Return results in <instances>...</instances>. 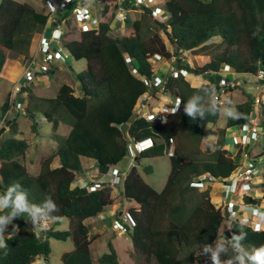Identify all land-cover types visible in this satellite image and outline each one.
Masks as SVG:
<instances>
[{
	"label": "trees",
	"instance_id": "trees-1",
	"mask_svg": "<svg viewBox=\"0 0 264 264\" xmlns=\"http://www.w3.org/2000/svg\"><path fill=\"white\" fill-rule=\"evenodd\" d=\"M118 0H105L99 12L98 30H74L64 48L76 61H86L84 71L76 74L79 90L68 84L60 87L54 97H43L28 88L24 111L36 128V115L42 113L53 124L54 139L62 123L71 125L69 134L41 161L38 174L30 172L25 158L30 144L21 134L17 118L10 125L9 134L0 140V195L9 186L18 185L13 197L23 192L30 205L43 207L51 198L57 208L48 214L49 222L66 217L69 229L65 231L43 228V221L34 225L27 214L14 217L8 227L16 233L5 236L6 248L0 249V264H35L37 257L48 258L52 252L50 238L66 241L71 238L74 249L62 255L60 264H120V256L112 242L109 252L97 259L92 257L94 237L86 223L108 207L119 203L111 196L110 188L90 191L75 185L78 174L84 172L83 159L96 161L99 173L106 174L128 155V142L153 138L154 146L137 156V161L166 155L170 139L175 141L174 155L169 157L171 170L162 191L149 185L135 164L127 172L123 197L135 219L129 228L134 250L141 256L138 264H213L222 230L224 249L221 264L232 261L238 250L232 238L243 235L239 241L245 250L264 246V228L255 229L239 219L231 220L222 207L215 204L211 189L193 200L200 176L207 174L213 181L229 177L240 165L243 145L236 144L237 152L225 148L227 131L248 121L253 113L255 98L248 97L235 106L226 127L214 144L202 148L206 126L216 124L222 106L210 102L218 88L217 73L229 65L237 74L256 75L264 69V0H163L167 17L159 18L150 8L126 18L124 34L112 35L113 7ZM49 15L30 3L18 0H0V79L11 57H28L34 36L44 31ZM79 31V32H77ZM162 32L170 41V49ZM220 36L229 46L204 65L192 66L181 56L195 52L212 37ZM175 59V69L162 74L163 85L155 84L156 68L153 59ZM133 67L136 72H133ZM200 75L207 82L194 86L180 70ZM144 79L149 81L147 84ZM231 88V87H230ZM160 89L176 96L179 110L169 114L166 123L157 117L137 112L139 99ZM233 90V88H231ZM195 100L200 111L189 115L187 104ZM7 100L0 106V116L8 109ZM264 124V102L260 105ZM128 123L126 132L123 124ZM192 192V193H190ZM192 198V199H191ZM247 203L257 205L260 199L245 197ZM6 209L5 211H9ZM211 251H205V248Z\"/></svg>",
	"mask_w": 264,
	"mask_h": 264
},
{
	"label": "built area",
	"instance_id": "built-area-1",
	"mask_svg": "<svg viewBox=\"0 0 264 264\" xmlns=\"http://www.w3.org/2000/svg\"><path fill=\"white\" fill-rule=\"evenodd\" d=\"M55 10H65L72 6V13L74 14L75 20L79 25L80 29L83 30H92L99 27V17L92 12V10L82 4L77 3L76 0H48ZM124 2V3H123ZM126 0H119V10H117L115 15V20L120 23H124L127 18V8H136L138 11H143L145 8H150L153 10V13L156 17H166V10L161 0H128L130 7H127ZM127 7V8H126ZM55 41L57 48L53 46L52 42ZM160 58V56H157ZM71 58L70 53L64 48L62 31L60 27H54L51 33L50 38H43L42 43L38 51L26 59L23 63L22 73L15 82L13 89L8 97L9 107L3 114L1 118V124L4 125L8 119L14 118L19 112H24V100H21L23 94H25V89L31 86V84L36 80L40 75L47 74L55 66L56 62L65 63ZM156 60L153 61L155 65ZM174 76H178L179 72L173 66L171 70ZM133 72H136V69L133 67ZM180 72L184 74L192 85H197V80L194 79V76L190 74L187 70L181 69ZM232 69L229 65H224L220 72L217 73V82L218 88L213 92L211 99L215 103L220 105L225 104V96L230 93V86L234 83L233 80L229 78L228 74L232 73ZM221 76V77H219ZM257 78L260 81L264 82V70L261 69L257 74ZM144 81L149 84V81L144 79ZM162 81L160 79L158 82H155L156 85ZM262 98L257 96L255 99L256 107L253 109V113L250 119L245 122L241 129V142L244 146L250 147L251 142H259L261 137H264V125L262 120L258 115V106L261 104ZM178 104V105H177ZM180 105V101L176 100V109ZM149 105L145 100H141L139 103V109L142 111V114L145 116H156L161 120L162 123H165L169 113H173L171 107L166 108L161 111L158 109H153L152 111H144V108H147ZM175 109V110H176ZM264 146V138L262 142ZM154 146V140L149 138H144L141 140H130L128 142V166L129 168L134 165L137 161V156L149 150ZM175 152V141L173 138L170 139V144L166 150V154L171 157ZM257 155V154H256ZM259 156V155H257ZM258 173L256 166V161L252 158L248 159L246 165L238 166L232 174L220 181V186L225 190L226 196L230 195L232 192H236L238 184L240 182H246L252 179V177ZM127 171L122 170L121 166L112 167L108 173L101 174V176L93 181L92 183L82 184L88 187L90 191H95L98 188H112L113 191L119 189V192H122L121 186L124 183L126 178ZM202 180V179H201ZM192 182V185L201 186L204 183L202 181ZM117 192V191H116ZM119 192H117L119 194ZM113 196V195H112ZM115 198V197H114ZM230 214L233 218H240L242 221H247V223H254V225H261V217L264 216V210L251 205L243 203L242 209L238 210L235 206H229ZM243 211L244 214H239ZM136 222L129 210H122V213L118 219L114 222V228L122 232H125L127 228H132L135 226Z\"/></svg>",
	"mask_w": 264,
	"mask_h": 264
},
{
	"label": "rangeland",
	"instance_id": "rangeland-1",
	"mask_svg": "<svg viewBox=\"0 0 264 264\" xmlns=\"http://www.w3.org/2000/svg\"><path fill=\"white\" fill-rule=\"evenodd\" d=\"M18 1L27 2V3L37 5L38 1H40V0H18ZM41 1H44V0H41ZM102 1H105V0H102ZM99 7L100 6L97 5V9H96L97 11H99ZM49 8H50V6H49ZM64 12L68 13V15H70V12L68 11V9H65V10H57L55 16L59 15V16L63 17ZM130 13H129L130 15H137V13L135 11L134 12L131 11ZM69 17H72V16H69ZM72 23H73V27L75 28V23L73 21H72ZM77 32H79V31H77ZM123 32H124V30H121L117 27L116 29H114L112 31V35L123 34ZM162 34H163V37L166 40L167 44L169 45L170 49L173 51V47H172L170 41L168 40L167 36L163 32H162ZM64 36H67V34L65 33ZM228 48H229V46L226 44V42L224 40H222V38L220 36H215V37H212L210 40H208L203 45H201L198 49H196L195 52H190V51L183 52V53H181L182 54L181 56L185 57V61H187L186 56L187 55L190 56V58H192L193 61H196V63L194 62V64H192V63L191 64L193 66H195V65L199 66V65H204L210 59L216 57L218 54H220L222 51H224ZM175 64H176V61L174 58H172L171 60H166V59L157 60L155 62V67H157V69H156L157 74H156L155 82H158L160 79H162L161 78L162 74L172 70L173 65H175ZM71 65L74 67L77 65V63L75 62V60L73 58L68 60V62L66 64V70ZM235 76H237L236 82H238V84H239V86L237 87V91L233 93L234 95L232 93H230L225 97V104L222 105V111H221L220 119L216 124H208V126L206 128V132H205V138L212 137L213 134H215L216 137H219L222 130L226 127V123L228 121V118L230 117L228 115V112L229 111L234 112V108L236 106L235 105L236 103H234V102H240L243 98H245V96L247 98L248 97L255 98V96L258 94L259 87L263 85V82H261L259 84V82H258V80L254 74H244L243 73V74H238ZM219 77H221V76H219ZM244 79H246L250 82V84L253 86L252 89L245 86V84L243 82ZM11 85L12 84L8 80H5L4 78L1 79V81H0V106L7 100V93L9 90L12 89ZM243 91H244V93H243ZM41 95L42 96H50V97L55 96L56 90L49 89V90H46V92H42ZM259 96L264 97L263 95H261V93H259ZM155 97H156L155 98L156 100H149L147 98V100L149 102V106H150L149 108L151 110L153 108H155V109L163 111L169 105L173 106V104H175L174 99L176 96L172 95L171 93H166L163 89H160L156 93ZM21 100H25V98L22 96ZM172 100H173V102H172ZM210 102H213V100L210 99ZM40 114H42V113H40ZM140 115H141V110H140ZM43 116L44 115L42 114V117ZM21 123H25L24 119H21ZM25 124L28 125V123H25ZM27 125L23 126L24 134L27 136L29 141L30 140L33 141L32 139L35 138V136L31 133V129ZM44 126H45L44 129L49 128L48 131H49L50 135H52V137L54 138V135L56 133L54 132L53 124L51 122H49V123L47 122L44 124ZM70 128H71L70 124L62 123V126L60 128L61 130L58 133L61 136H63L64 138H61L57 143H60L61 141H63L65 139ZM236 131L238 134L234 135V137H239L240 130L238 127H232L230 129H228L227 135L230 134L233 136V132H236ZM5 135H7V134H5ZM205 145H206V142L203 143L204 148L206 147ZM260 147H261V142L253 141V142H251V146L249 148V151L252 152V151H254V149H259ZM262 150L264 151V148H262ZM36 152H38V151H35L33 149L27 153L26 163L28 165H31L30 158H35V162H38L43 156H45L51 152V148L40 150L38 152V154L34 155ZM36 156H37V158H36ZM263 160H264V158H263ZM85 164L87 165V162H85ZM85 164H84V167H85ZM135 164L137 165L140 174L142 175L144 180L149 185H151L158 192L163 190V188L165 187V184L167 182L168 175H169L170 170H171V161L167 155L158 156L155 158H144L140 161H136ZM258 167H259V171H260V169L262 171V167H264V162H261V163L259 162ZM35 168H36V166H35ZM94 169H96L95 165H93L92 163L89 162L87 170L84 169V172L78 174V179H79V177H82V176H85V177L88 176V178H87L88 181L97 180L96 178L90 177V175H94L95 171L92 172ZM29 170H30V172H32L34 174L37 173L34 171V168L29 169ZM89 170H91V171H89ZM258 174L259 173H257L256 176ZM262 175L264 177V172L262 173ZM200 177L202 179L206 180V179H208L209 175L204 174ZM76 182H78V180ZM246 182L248 183L249 181H246ZM206 185L207 184L204 183L202 186H197L198 188L195 189L194 193L190 192L193 194V197H192L193 200L199 199L201 197V193L206 191L207 188L210 189L211 185L209 187ZM110 189L112 190V188H110ZM116 191L119 192V189H116ZM116 191L112 190L111 193H112L113 197L118 199V201L121 203V207L118 205L117 211L119 210V208L121 210H124V209L128 210L129 209L128 208L129 202L124 199L122 192L121 193L119 192V194H118ZM249 192H250L249 194L252 197H256V192L254 190H251ZM120 203H118V204H120ZM217 205H219V207H220L221 202H220V204L218 203ZM110 208L114 212L115 208L111 207V206H110ZM111 213H112V211L109 212V214H111ZM96 220H99V222L103 221L104 223H106L108 225V227L105 228V230L102 232L100 231L101 230L100 226H98L97 228H94L95 226L99 225V224L95 225ZM113 222H114V217H111V216H108V217L106 216V218H104V219H101L98 216L97 217H91L88 219L87 224H88L89 229H90V234L92 237L96 238V239H94L93 244L91 246V248H93V252L95 254L109 252L110 250H109L108 243L112 242L114 247L116 248V250L119 253L120 264H138L141 260V256L138 253H136L135 250L133 249L134 247H133L132 241L129 237V230L126 232H122L120 230L116 231L115 228L113 227ZM50 224H51V226L49 228L53 227L55 230L65 231V230L69 229V220L66 217L60 218L56 223L51 222ZM254 227L257 228L256 226H254ZM45 228H47V227H45ZM228 228H229V225L226 224L222 230V235L218 240V244L221 241H223V243L225 242L224 235L227 233ZM9 233L14 234V233H16V230H11ZM49 241L51 243L52 252L48 257V260L51 261V264H60V262H61L60 256L64 252H69V251L74 249V242L71 238L67 239L66 241L58 240L55 238H50ZM224 264H228V263L225 262Z\"/></svg>",
	"mask_w": 264,
	"mask_h": 264
},
{
	"label": "crops",
	"instance_id": "crops-1",
	"mask_svg": "<svg viewBox=\"0 0 264 264\" xmlns=\"http://www.w3.org/2000/svg\"><path fill=\"white\" fill-rule=\"evenodd\" d=\"M76 2H78V3L82 2L84 5L89 6L90 8H92L95 11L97 9V5L100 6L103 1L102 0H76ZM32 5L35 6V8L38 9L39 11H42V12L48 14L49 19H48V23L46 25L45 30L41 33H37L34 36L33 43H32V46L29 50L28 57L33 56L38 51L40 44L42 43L43 38L50 35L52 27H57V26L61 27L64 40H69L71 38L72 32L74 30H78V26L76 24H75V28L73 27L72 21L74 22V19H73V14H72L71 9L68 10L70 12V15H68V13L64 12L63 17H62L59 15L55 16L57 10H55L53 8L52 4L48 0H44V1L40 0V1H38L37 5H35V4H32ZM49 6H50V8H49ZM69 16H72V17H69ZM66 17L68 18V25H66V19H65ZM65 33L67 34V36H64ZM55 46L57 47V44H55ZM24 59L25 58L23 56L11 57L8 60V64L6 66L5 71L2 74L1 79L4 78L5 80H8L12 84L11 86H13L14 82L21 75L22 61ZM186 59L189 63H192V64H194V62L196 63V61H193V59L190 58V56H188V55L186 56ZM85 62L84 61H78V62H76L77 65L75 67L71 65L70 67H68L69 69L67 68V70H66V64L67 63L62 64L60 62H57L56 66L52 72H50L49 74H46V75L39 76L36 79L34 84L31 86V88L33 89V93L38 95V96H42L41 95L42 92H46V90H49V89H54V90H56V94H57L60 87L64 84L71 85L73 87H76L79 90V84L80 83L76 79V74H78V73H80L86 69L87 62L86 63ZM235 75H238V74H236L235 72L228 74L229 78L233 80L232 82L234 84H237V86L234 87V90L231 92L232 94L237 91V87L239 86L238 82H236L237 76H235ZM1 79H0V81H1ZM196 79L199 81V83H201V80L204 81V79L202 77H199V76ZM243 82H244L245 86L249 87L250 89L253 88V86L250 84V82L248 80L244 79ZM9 91H8V93H9ZM8 93H7V97H8ZM243 93H244V91H243ZM259 93H261V95L264 96V85L259 87L258 94L256 96H258ZM43 97H50V96H43ZM51 97H54V96H51ZM149 97H151V96H149ZM148 99L149 100H156L155 98H148ZM263 99H264V97H263ZM246 100H247V97L245 96V98H243L240 102H234V103H236L235 105H237L239 103H243ZM21 119H24V122L28 123V125L25 123H21ZM17 120H18L20 130H21V134H18L17 137L18 138H25L30 144V147H29V150L27 151V153L33 149L35 151L39 152L40 150L48 149V148L49 149L51 148V152H52L58 146L57 141L52 137V135H50V133L48 131L49 128L44 129V127H45L44 124L47 122L49 123V121L47 120V118L45 116L42 117V114L38 113L36 115V124L37 125H36L35 129L32 126L33 121L28 116H26L25 114H19L17 117ZM24 125H27L30 127L31 133L35 136V138L32 139L33 141H31V140L29 141L27 136L24 134V130H23ZM61 126H62V124L60 125V128H61ZM207 126H206V128H207ZM60 128H59V131L61 130ZM70 129H69V132H70ZM69 132H68V134H69ZM8 133H9V130L6 131V134H8ZM236 134H238L237 131L233 132V136L228 134L227 139H226V143H225V148L234 152V153L237 152L236 144H237V138L238 137H234V135H236ZM217 139H218V137H216L215 134H213L212 137H207V138L204 137L203 143L206 142V145L207 144L212 145L217 141ZM203 143H202V147H203ZM244 149H245V151H244V154L242 155V158H241L242 161L240 163H242V166H243V165H246V163L248 162V159H250V158H252L253 160H257L256 166H257L259 174L257 176L255 175L248 183L242 182L239 185L238 194L232 195V197H230V198H226L225 192L220 187V183L218 181L204 180L203 179L204 180L203 182L205 184H207L206 186L209 187L211 185L210 186L211 196L213 197L215 204H218V203L220 204V202H221L220 207H222V209H226L227 204H231L233 206H238V208H240L241 205L246 202V200H245L246 196L252 197L249 194L250 193L249 191H251V190H254L256 192V197H252L254 199H260L264 195V177L262 175V173L264 172V167H262V171H261V169L259 171V167H258L259 162L260 163L264 162V160H263L264 154L260 155L259 158H255V157H257L255 155L257 153L261 152V148L254 149V151H252V152L249 151L248 146L244 147ZM38 152H36L34 155L38 154ZM51 152L48 153L47 155L43 156L38 162H35V158H30L31 165H28L26 163L27 153L25 155V158L24 159L22 158L21 161H23L26 164L28 169L34 168V171L37 172L36 174H38L41 171V161L46 156L51 154ZM36 158H37V156H36ZM85 162H87V165L85 164ZM89 162L92 163L93 165H95V168H96L92 171V172L95 171L94 175H90V177L98 179L100 174H99V170H98L96 161L88 159V158H84L83 159V163L85 164L84 169L87 170ZM35 166H36V168H35ZM89 171H91V170H89ZM87 178H88V176L79 177V179H77L79 183L76 182L75 185L76 184L82 185V184H85L87 182H92V181H88ZM118 205L121 207V203ZM118 205L112 206L115 208L114 212L109 207V208H107V210L105 212L99 214L98 217L101 219H104V218H106V216L107 217L111 216V217H114V220L117 219L118 216L121 215V209L119 208V210L117 211ZM217 206H219V205H217ZM256 206L264 208V202L261 201ZM111 211H112V213L109 214V212H111ZM50 223H49V221L44 220L43 221V228L44 229L49 228L51 226ZM86 223H88V219H87ZM96 224H99V225L95 226L94 228H97L98 226H100L101 232L104 231L105 228L108 227V225L106 223H104L103 221L99 222V220H96L95 225ZM45 227H47V228H45ZM263 228H264V220L262 223V229ZM115 230L117 231V229H115ZM91 252H92V257L95 259H97L98 257H100L103 254V253L95 254L93 252V248H91ZM64 253H66V252H64ZM62 255L60 256V260L62 258ZM35 264H51V261H49L48 258H46V257H37Z\"/></svg>",
	"mask_w": 264,
	"mask_h": 264
},
{
	"label": "clouds",
	"instance_id": "clouds-1",
	"mask_svg": "<svg viewBox=\"0 0 264 264\" xmlns=\"http://www.w3.org/2000/svg\"><path fill=\"white\" fill-rule=\"evenodd\" d=\"M127 2H126V5H127V7H130V3L128 2V0H126ZM162 1V3L164 4V1L163 0H161ZM78 2H76V4H77ZM79 3H82V2H79ZM124 3V2H123ZM83 4V3H82ZM104 4H105V1H103L102 2V4L100 5V7H99V11H94L92 8H90L89 6V8L92 10V12L94 13V14H96L98 17H99V12H100V10L103 8V6H104ZM119 4V0L117 1V3H116V5L113 7V9H112V12H114V18H113V21H112V23H111V26H112V30H114V29H116L117 27L119 28V29H121V30H126L125 28H126V23L124 22V23H120V22H118L117 20H115V15H116V12H117V10H119V7H120V5H118ZM87 6V5H86ZM126 7V8H127ZM69 9H71V11H72V6H70V8H68V10ZM127 10V16H128V13H130L131 11L132 12H141V11H138V10H136V8L134 7V8H127L126 9ZM165 10H166V8H165ZM166 12H167V10H166ZM73 14V13H72ZM167 15V14H166ZM159 18H160V16H158ZM167 17V16H166ZM165 17V18H166ZM161 18H164V17H161ZM164 18V19H165ZM66 19V25H68V18L66 17L65 18ZM73 19H74V22H75V24L78 26V30L80 29V27H79V25L77 24V22H76V20H75V17H74V14H73ZM126 21V20H125ZM48 23V22H47ZM100 24V23H99ZM46 28V27H45ZM53 28L54 27H52L51 28V32H50V35L49 36H47V38H50L51 37V33H52V30H53ZM61 28V27H60ZM99 29V27L97 28V29H92V30H98ZM45 30V29H44ZM61 31H62V29H61ZM90 31V30H89ZM125 33V32H124ZM123 33V34H124ZM46 38V37H45ZM62 38H63V41H65L64 40V37H63V35H62ZM52 44H53V46H55V41H53L52 42ZM56 47V46H55ZM57 48V47H56ZM31 57V56H30ZM30 57H27V58H25L23 61H22V67H23V63H24V61L26 60V59H28V58H30ZM72 58V57H71ZM70 58V59H71ZM160 59H162L161 57L160 58H155V59H153L152 61H154V60H160ZM68 62V61H67ZM67 62H65V63H67ZM188 62V61H187ZM57 63V62H56ZM56 63H55V66H56ZM61 63V62H60ZM65 63H62V64H65ZM154 65V64H153ZM55 66H54V68H55ZM155 66V65H154ZM174 66V65H173ZM193 66V65H192ZM224 66V65H223ZM54 68L52 69V70H50V72H52L53 70H54ZM156 69H157V67H155ZM23 69V68H22ZM232 69V68H231ZM264 70V69H263ZM171 71V70H170ZM233 71V70H232ZM50 72H48L47 74H49ZM233 72H235V71H233ZM232 72V73H233ZM22 73V72H21ZM190 73V72H189ZM236 73V72H235ZM259 73V72H258ZM257 73V74H258ZM190 74H192V73H190ZM231 74V73H230ZM237 74V73H236ZM257 74L255 75L256 76V78H257ZM44 75H46V74H44ZM184 75V74H183ZM193 76H194V79L195 80H197L196 78H198V76L199 77H202V76H200V75H195V74H192ZM40 76H42V75H40ZM185 76V75H184ZM39 77V76H38ZM37 77V78H38ZM186 77V76H185ZM19 78V77H18ZM36 78V79H37ZM162 78V77H161ZM203 78V77H202ZM204 79V78H203ZM201 80V79H200ZM257 80H258V78H257ZM17 81V80H16ZM15 81V82H16ZM36 81V80H35ZM34 81V82H35ZM15 82H14V84H15ZM34 82L31 84V86L34 84ZM197 82H198V80H197ZM205 82H207V80L206 79H204V81H202L201 80V83H199L198 82V86H201L203 83H205ZM258 82H259V84L261 83V82H263V81H260V80H258ZM14 84H13V86H14ZM163 85V78H162V81L159 83V87H161ZM263 85H264V82H263ZM13 86H12V89H13ZM31 86H29L28 88H30ZM194 86H197V85H194ZM237 86V84H233L232 86H230L231 88H233V90H234V87H236ZM28 88H26L25 89V94H23L22 96L25 98V100H24V106L26 105V103L25 102H27V97H28ZM230 88V93H231V91H233L232 89ZM12 89L9 91V93H8V97H9V94L11 93V91H12ZM229 93V94H230ZM155 95L156 94H150V93H147V94H145L144 96H142L140 99H139V101H138V103H137V113H138V116H139V114H140V110H139V103H140V101L141 100H147V98H156L155 97ZM149 96H151V97H149ZM259 96V95H258ZM8 97H7V102H8ZM226 97V96H225ZM257 97V96H256ZM256 97H255V99H256ZM259 97H261V96H259ZM262 98V102H264V99H263V97H261ZM211 99V98H210ZM175 101V104H173V106H171V105H169L168 107H171L172 109H173V111H175V112H177L178 110H179V107H180V105H181V102H180V105L177 107V109H176V100H179L178 98H176L175 97V99H174ZM180 101V100H179ZM210 101V100H209ZM147 102V104L149 105V102H148V100L146 101ZM172 102H173V100H172ZM214 102V101H213ZM212 102V103H213ZM261 102V103H262ZM215 103V102H214ZM178 105V104H177ZM260 105L261 104H259V106H258V115H259V117H260V119L262 120V116H261V113H260ZM222 106V105H221ZM150 106H148L147 108H144L143 110L144 111H152L153 109H155V108H153L152 110L149 108ZM167 107V108H168ZM256 107V104H255V101H254V108ZM176 109V110H175ZM165 111H167V110H165ZM185 111L189 114V115H194L196 112H198V111H200V109L197 107V105H196V103H195V100H192V101H190L188 104H187V106H186V109H185ZM175 112H173V113H175ZM5 113V112H4ZM19 114H25V111L24 112H19L14 118H17L18 117V115ZM169 114H172V113H169ZM169 114H168V116H169ZM141 115L142 116H145V115H143L142 114V111H141ZM228 115L229 116H233V117H236V116H238L239 114L238 113H235V112H233V111H229L228 112ZM2 116H3V114L0 116V129L3 127V126H5L6 124H7V122L9 121V120H13L14 118H10V119H8L7 120V122L4 124V125H2L1 124V118H2ZM145 117H156V116H145ZM167 119H168V117H167ZM167 121V120H166ZM247 122V121H246ZM166 123V122H165ZM164 123V124H165ZM244 124V123H243ZM242 124V125H243ZM242 125L241 126H239L238 128L240 129V137H238L237 138V143H241L242 144V142H241V134H242V129H241V127H242ZM264 125V124H263ZM10 131V127H7V130L6 131ZM6 134V132L1 136V138L4 136ZM1 138H0V140H1ZM263 136L261 137V140L259 141V142H261V152L260 153H257V155H263L264 154V151L262 150V148H264V146H263V144H262V142H263ZM153 139V138H152ZM243 145V144H242ZM251 146V145H250ZM244 147H246V146H244L243 145V148ZM250 148V147H249ZM244 151H245V149H244ZM244 151H243V154H244ZM167 155V154H166ZM257 155H255V156H257ZM168 156V155H167ZM259 156H257V157H255V158H259ZM127 157H128V155H127ZM169 157V156H168ZM128 161H129V159H128ZM255 161H257V160H255ZM136 163V162H135ZM135 163H134V165H135ZM133 165V166H134ZM242 165V163H240V165L239 166H241ZM120 166H121V164H120ZM132 166V167H133ZM114 167V166H113ZM131 169V167L129 168V166H128V164H127V167H126V169L124 170V171H129ZM123 170V169H122ZM109 172V171H108ZM100 174V176H101V173H99ZM256 175V174H255ZM254 175V176H255ZM99 176V177H100ZM253 178V177H252ZM77 179H78V177H77ZM202 178L200 177V180H201ZM199 180V181H200ZM205 180V179H204ZM203 179L201 180L202 182L204 181ZM206 180H210L209 179V177H208V179H206ZM77 181V180H76ZM95 181V180H94ZM125 181V180H124ZM250 181V180H249ZM93 182V181H92ZM92 182H87V183H92ZM219 183H220V181H218ZM76 183V182H75ZM204 183V182H203ZM242 182H240L239 184H238V188H237V191L236 192H232L230 195H228V196H226V192H225V190H224V192H225V197L226 198H230V197H232V195H236V194H238V192H239V185L241 184ZM86 184V183H85ZM76 185H78V186H81V187H83V186H85V185H80V184H76ZM123 185H124V183H123ZM123 185L121 186V189H122V192H123ZM194 186H198V185H194ZM202 186V185H201ZM16 187H18V185H12V186H9L8 187V189H7V191L4 193V195H0V249H3V248H6L7 247V244H6V242H5V236H10V235H12L11 233H9L10 231H11V229L8 227V222H10L14 217H16V216H20V215H22V214H27V216L31 219V221L34 223V225H39L40 223H39V221H41V220H47L48 219V214L51 212V211H53V210H55L56 208H57V205H56V203L51 199V198H48L46 201H45V203L43 204V207H39V206H36V205H30L28 202H27V200H26V196H25V194L23 193V192H18V193H16V195L13 197V192L15 191V188ZM87 187V186H86ZM88 188V187H87ZM108 188V187H107ZM89 190V189H88ZM111 190V189H110ZM112 191V190H111ZM111 196H112V193H111ZM113 197V196H112ZM114 198V197H113ZM120 203V202H119ZM245 204H251V203H247V202H245ZM116 205H118V204H116ZM243 205V204H242ZM242 205H241V207L240 208H238V206H235L238 210L240 209H242ZM251 205H253V206H255V207H257V208H259L260 209V212H261V210H264V208H261V207H259V206H256V205H254V204H251ZM112 206H114V205H112ZM111 206V207H112ZM229 206H232L231 204H227V208L226 209H223V211H224V213H225V215L226 216H228L231 220H235V219H239V220H241L240 218H233V217H231V214H230V208H229ZM109 208V207H108ZM6 209H10L9 211H5ZM121 213H122V210H121ZM239 214H244L243 213V211H241ZM120 217V215L118 216V218ZM117 218V219H118ZM116 220V219H115ZM115 220H114V222H115ZM263 220H264V216H262L261 217V225H254V223H247V221L245 220V221H242L243 223H246V224H249V225H251L252 227H254V226H256V227H259V228H255V229H262L261 227H262V223H263ZM114 222H113V227H114ZM130 228V227H129ZM129 228H127L126 229V231H128V229ZM16 229V225L14 224L13 225V230H15ZM47 229H49V228H47ZM46 229V230H47ZM118 230V229H117ZM125 231V232H126ZM8 233V234H7ZM7 234V235H6ZM130 237V236H129ZM244 237H243V235H237V236H234L233 238H232V243H233V247L235 248V249H237L238 250V254L234 257V259L236 260V261H238L239 262V264H264V246H262V247H259V248H252L251 250H245V249H243L241 246H240V244H239V241L240 240H242ZM205 251L207 252V251H211V249L210 248H205ZM222 251H225V249H224V244H223V241H221L218 245H217V248H216V250L215 251H212V256H211V260L213 261V264H221V261H220V253L222 252ZM228 264H232V261L230 260V261H228Z\"/></svg>",
	"mask_w": 264,
	"mask_h": 264
},
{
	"label": "water",
	"instance_id": "water-1",
	"mask_svg": "<svg viewBox=\"0 0 264 264\" xmlns=\"http://www.w3.org/2000/svg\"><path fill=\"white\" fill-rule=\"evenodd\" d=\"M137 117H138V113L135 112V113L133 114V116L131 117V120L133 121V120H135ZM12 123H13V120H9V121L7 122V124H6L5 126H3V127L0 129V138H1V136L6 132L7 127H10V125H11ZM128 126H129L128 123L123 124V126L121 127V128H122V131H123V132H126L127 129H128ZM120 164H121V168H122L123 170H125L126 167H127V164H128V157H125V158L122 160V162H121ZM257 228H259V227H257Z\"/></svg>",
	"mask_w": 264,
	"mask_h": 264
}]
</instances>
